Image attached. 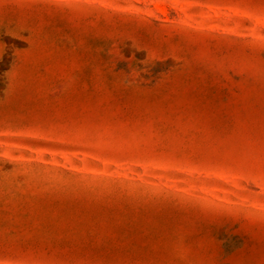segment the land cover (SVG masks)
<instances>
[{"label":"rangeland","instance_id":"rangeland-1","mask_svg":"<svg viewBox=\"0 0 264 264\" xmlns=\"http://www.w3.org/2000/svg\"><path fill=\"white\" fill-rule=\"evenodd\" d=\"M0 264H264V0H0Z\"/></svg>","mask_w":264,"mask_h":264}]
</instances>
